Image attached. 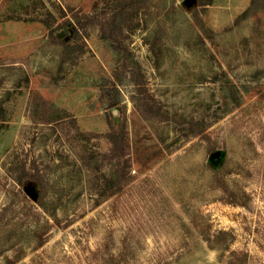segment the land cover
I'll use <instances>...</instances> for the list:
<instances>
[{"label": "rangeland", "instance_id": "374dc122", "mask_svg": "<svg viewBox=\"0 0 264 264\" xmlns=\"http://www.w3.org/2000/svg\"><path fill=\"white\" fill-rule=\"evenodd\" d=\"M0 264H264V0H0Z\"/></svg>", "mask_w": 264, "mask_h": 264}, {"label": "trees", "instance_id": "16d2710c", "mask_svg": "<svg viewBox=\"0 0 264 264\" xmlns=\"http://www.w3.org/2000/svg\"><path fill=\"white\" fill-rule=\"evenodd\" d=\"M115 133H116L115 129L113 127H111V131L109 133H107V136L114 135ZM120 135H122L121 136L122 142H124V145L127 146L126 135H125L123 129L120 130ZM123 155H125L124 151H122V153H120V154H116L114 148H111L110 153H109V156L111 157V159L115 160L116 164H119L120 157ZM208 242H210V241H208Z\"/></svg>", "mask_w": 264, "mask_h": 264}, {"label": "water", "instance_id": "95a60500", "mask_svg": "<svg viewBox=\"0 0 264 264\" xmlns=\"http://www.w3.org/2000/svg\"><path fill=\"white\" fill-rule=\"evenodd\" d=\"M218 155H219L218 152H214L211 157L215 158L218 157ZM28 193L31 195V197L33 198L35 197V195L30 190H28Z\"/></svg>", "mask_w": 264, "mask_h": 264}]
</instances>
